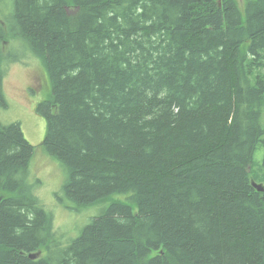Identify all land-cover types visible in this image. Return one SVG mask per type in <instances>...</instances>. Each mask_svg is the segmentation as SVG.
<instances>
[{
    "label": "trees",
    "instance_id": "trees-1",
    "mask_svg": "<svg viewBox=\"0 0 264 264\" xmlns=\"http://www.w3.org/2000/svg\"><path fill=\"white\" fill-rule=\"evenodd\" d=\"M11 39L48 74L41 146L69 208L105 204L43 255L35 147L0 123V264H264V0H0L1 107Z\"/></svg>",
    "mask_w": 264,
    "mask_h": 264
},
{
    "label": "rangeland",
    "instance_id": "rangeland-1",
    "mask_svg": "<svg viewBox=\"0 0 264 264\" xmlns=\"http://www.w3.org/2000/svg\"><path fill=\"white\" fill-rule=\"evenodd\" d=\"M236 1L243 13L246 0ZM3 49L6 55L10 53L16 59L18 57V60L3 64L6 107L0 106V123L19 122L24 137L35 147L26 181L33 185V194L53 219L56 235L49 249H43V255L50 254L51 258H57L61 250L99 213L105 202H96L80 209L69 208L74 207V202L65 196L62 189L68 179V172L56 157L48 155L41 146L46 124L36 107L50 95L49 78L44 64L28 52L26 45L19 39L4 43ZM263 154L264 148L257 146L253 154L255 165L261 164ZM111 198L119 200L120 195H112Z\"/></svg>",
    "mask_w": 264,
    "mask_h": 264
},
{
    "label": "bare ground",
    "instance_id": "bare-ground-1",
    "mask_svg": "<svg viewBox=\"0 0 264 264\" xmlns=\"http://www.w3.org/2000/svg\"><path fill=\"white\" fill-rule=\"evenodd\" d=\"M253 183H255L254 185H253ZM252 186L256 189V190H258V188H257V186H261L262 187V191L264 190V186H263V184H262V182H260V181H257V182H255V181H252ZM258 191H260V190H258ZM34 255H39V253L37 252V254L36 253H33ZM32 255V254H31Z\"/></svg>",
    "mask_w": 264,
    "mask_h": 264
},
{
    "label": "water",
    "instance_id": "water-1",
    "mask_svg": "<svg viewBox=\"0 0 264 264\" xmlns=\"http://www.w3.org/2000/svg\"><path fill=\"white\" fill-rule=\"evenodd\" d=\"M254 184H255V183H253V185H254ZM257 188H258V190L262 191V187H261V186H257ZM30 257L35 258V257H37V255L32 254V255H30Z\"/></svg>",
    "mask_w": 264,
    "mask_h": 264
}]
</instances>
